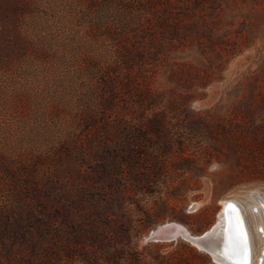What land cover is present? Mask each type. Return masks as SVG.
Listing matches in <instances>:
<instances>
[{"label":"rangeland","instance_id":"rangeland-1","mask_svg":"<svg viewBox=\"0 0 264 264\" xmlns=\"http://www.w3.org/2000/svg\"><path fill=\"white\" fill-rule=\"evenodd\" d=\"M255 191L264 0H0V264H216L143 239Z\"/></svg>","mask_w":264,"mask_h":264},{"label":"water","instance_id":"water-1","mask_svg":"<svg viewBox=\"0 0 264 264\" xmlns=\"http://www.w3.org/2000/svg\"><path fill=\"white\" fill-rule=\"evenodd\" d=\"M251 196L256 199L255 192ZM260 205L264 209V204L260 203ZM220 216L221 224L216 227L213 225L197 237L190 235L179 223L164 222L150 230L143 240L144 242H168L180 237L209 255L216 264H240L243 260L244 247L247 245L250 249L249 264H251L250 240L240 206L235 200L223 201ZM258 231L262 232L260 228ZM234 250L235 255H233Z\"/></svg>","mask_w":264,"mask_h":264},{"label":"bare ground","instance_id":"bare-ground-1","mask_svg":"<svg viewBox=\"0 0 264 264\" xmlns=\"http://www.w3.org/2000/svg\"><path fill=\"white\" fill-rule=\"evenodd\" d=\"M257 191V190H256ZM255 191V198L254 199L252 196H251V199H253L255 202H256V206H257V209H258V212L257 213H253L252 211V206H254L255 204H253V200H252V203H250L249 201L246 202L245 204H241L239 203L237 200H235L238 205L240 206L241 208V211H242V215H243V218H244V221H245V225H246V229H247V232L249 233V228H248V222L250 221L252 224H253V229H254V232L257 231L258 229V226H263L262 225V220H261V217L264 216V209H262L261 205H260V201L262 204H264V201L261 197H259L257 195ZM250 193V192H249ZM252 194V193H251ZM237 199V198H236ZM259 200V201H257ZM222 209V208H221ZM221 210L218 214V217H217V221L216 223L214 224L215 227L219 224H221ZM264 234V233H263ZM193 236V235H192ZM260 237V235H258ZM193 237H197V236H193ZM252 245V244H251ZM251 248V247H250ZM259 254V252H257V248L255 246H252L251 248V264H254L255 261H257V258L255 260V257ZM256 264V263H255Z\"/></svg>","mask_w":264,"mask_h":264},{"label":"snow or ice","instance_id":"snow-or-ice-1","mask_svg":"<svg viewBox=\"0 0 264 264\" xmlns=\"http://www.w3.org/2000/svg\"><path fill=\"white\" fill-rule=\"evenodd\" d=\"M231 207V205H230ZM264 231V229H262ZM235 250L233 251V255H235ZM230 259L232 258L231 256L229 257ZM249 259H250V249L248 248L247 245H245L244 250H243V260L240 262V264H249ZM264 264V262H262Z\"/></svg>","mask_w":264,"mask_h":264},{"label":"flooded vegetation","instance_id":"flooded-vegetation-1","mask_svg":"<svg viewBox=\"0 0 264 264\" xmlns=\"http://www.w3.org/2000/svg\"><path fill=\"white\" fill-rule=\"evenodd\" d=\"M260 203H261V201H260ZM252 210H253V211H252L253 213H257V212H258V209H257L256 204H255L254 206H252ZM259 228H260V230L262 231V227H261V226L258 227V230H259ZM259 259H261V264H262L263 259H264V247H261V248H260V251H259V255H258V257H257L256 264H259Z\"/></svg>","mask_w":264,"mask_h":264}]
</instances>
